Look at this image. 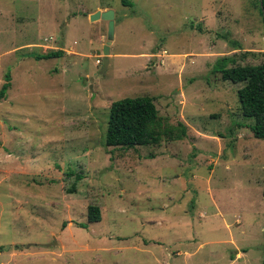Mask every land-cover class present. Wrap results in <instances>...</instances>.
<instances>
[{
    "label": "rangeland",
    "instance_id": "1",
    "mask_svg": "<svg viewBox=\"0 0 264 264\" xmlns=\"http://www.w3.org/2000/svg\"><path fill=\"white\" fill-rule=\"evenodd\" d=\"M127 1L0 0V264H262L264 138L214 71L263 62L259 0ZM147 95L185 134L108 146L112 103Z\"/></svg>",
    "mask_w": 264,
    "mask_h": 264
},
{
    "label": "trees",
    "instance_id": "2",
    "mask_svg": "<svg viewBox=\"0 0 264 264\" xmlns=\"http://www.w3.org/2000/svg\"><path fill=\"white\" fill-rule=\"evenodd\" d=\"M126 4H131L124 0ZM264 22V0H259ZM63 51L51 50L44 54H37V59L62 56ZM264 56V52H263ZM230 57L223 56L215 64L216 72L223 80L243 83L239 89L241 111L244 116L255 119L252 131L257 138H264V59L259 64L230 65ZM11 75H6V82L0 90V99L7 97L11 87ZM178 129V130H177ZM186 132L184 126H168L160 116L155 98L152 96L124 97L112 103L109 117L106 144L114 147L132 148L140 145L159 144L163 139L170 140L182 137ZM70 171L68 175H73ZM78 178L82 176L78 174ZM73 188L72 191H74ZM90 222L102 220L101 206L90 203L88 207ZM2 247L0 248V251ZM264 264V260L263 263Z\"/></svg>",
    "mask_w": 264,
    "mask_h": 264
},
{
    "label": "water",
    "instance_id": "3",
    "mask_svg": "<svg viewBox=\"0 0 264 264\" xmlns=\"http://www.w3.org/2000/svg\"><path fill=\"white\" fill-rule=\"evenodd\" d=\"M115 18L116 12L113 9H108L105 11L98 10L97 12L91 14V19L93 21L98 19H104L109 22L108 40L104 46V71H106L110 63L111 46L115 38Z\"/></svg>",
    "mask_w": 264,
    "mask_h": 264
}]
</instances>
